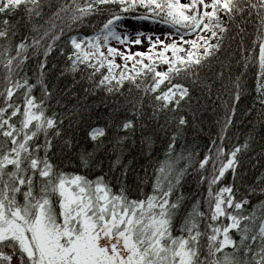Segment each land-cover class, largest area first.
<instances>
[{"label":"snow or ice","instance_id":"obj_1","mask_svg":"<svg viewBox=\"0 0 264 264\" xmlns=\"http://www.w3.org/2000/svg\"><path fill=\"white\" fill-rule=\"evenodd\" d=\"M49 7L59 26L50 17L42 35L43 26L32 24L39 38L32 36L29 43V37L22 36L16 42L15 17L24 13L31 23L41 16L42 0H0V264H12L14 258L17 264H264V178L240 196L232 185H220L228 170L235 183L237 154L249 147L247 140L227 151L223 146L241 98L243 74L233 76L232 62L221 61L220 54L230 47L226 42L235 39L233 25L243 33L237 21L254 15L255 39L243 47L241 38L237 50L243 53L241 67L247 70L251 65L259 114L264 117V0H64ZM101 14L104 19L93 26L91 35L66 37L68 70L86 74L94 88L109 93L127 81L129 93L136 90L129 100L134 111L148 102L141 92L152 93L153 116L163 112L165 123L171 115L177 124L168 159L156 169L153 193L144 199H129L122 189L113 192L103 175L95 180L69 175L51 159L63 120L52 109L55 94L44 79L46 58L66 29L91 24L88 18ZM128 19L169 25L174 32L166 33V39H178L165 42L149 35L147 51L113 47V40L125 48L142 43V32L131 38L124 25ZM41 48L45 59L37 60L39 74L30 82L25 70L29 49L36 56ZM59 51L65 54V48ZM169 51L171 56L166 55ZM117 56L122 64L116 63ZM129 61H134L131 68ZM214 62H219V70L211 67ZM205 66L211 76L202 78ZM217 84L225 116L211 141L215 155L209 148L193 163L195 153L173 154L181 128L196 119L195 110L191 121L184 114L185 108L191 109L194 90L211 94ZM37 88L38 96L33 91ZM122 127L132 128L133 121L126 119ZM103 134L100 128L90 133L93 140ZM210 161L209 172L205 166ZM189 167L200 170L198 182L206 181L208 188L206 197L198 194L185 203L178 189ZM214 185L219 186L214 190ZM252 197L259 203L251 204ZM174 226L178 234L173 233ZM233 230L239 240L233 238Z\"/></svg>","mask_w":264,"mask_h":264},{"label":"trees","instance_id":"obj_2","mask_svg":"<svg viewBox=\"0 0 264 264\" xmlns=\"http://www.w3.org/2000/svg\"><path fill=\"white\" fill-rule=\"evenodd\" d=\"M63 2L64 0H42L41 16L34 17L31 23L25 18L24 13L17 15L15 17L16 42H19L22 36H28L29 43L32 36L39 38V35H42L43 31L50 26L49 20L54 9L49 5L58 6ZM181 2L187 3L188 0H181ZM104 15L89 17L91 24L82 25L73 31L66 29L64 36L56 42L46 58L44 79L55 94V100L51 102L52 109L55 110L58 118L63 120L62 135L55 141L58 148L51 159L60 171L69 175L80 174L89 180H95L98 176L103 175L113 192L122 189L129 199H144L148 194L153 193L156 169L168 159V144L177 131V124L171 115H169L168 122L165 123L163 112L156 117L153 116V103L149 99L153 95L152 93L144 96L141 92L142 100L148 102L143 104L140 111H134L129 100L136 96V90L129 93L127 81L122 89L109 93L102 87L94 88L86 74L81 75L79 72L73 73L68 70L69 62L66 53L70 45L64 43L66 37L77 33L91 35L93 26L98 27L100 21L104 19ZM51 19L55 20L54 17ZM144 22L149 21L128 19L124 21V25L128 31L135 32L136 26ZM55 23L58 26L60 24L58 20H55ZM237 23L245 31L238 33L236 25H233L235 39L226 42V44L230 43V47H226L220 54L221 61L227 58L232 62L233 76L243 74L241 76V98L236 103V112L225 134L223 146L227 151L234 145L244 144L247 140L249 147L242 149L237 154L239 164L236 168L235 183H233L231 170H228L220 185H232L237 196H240L251 186L259 183L258 178H264V117L259 114L261 105L257 99L256 78L251 65L247 70L241 67L244 63L243 53L237 50V44L241 38H243V47H248L255 39L258 21L253 15L246 17L244 21L238 20ZM32 24L43 26L39 29V35L32 31ZM164 26L167 32L174 31L171 26ZM117 31H122V29L118 28ZM129 34L132 38L133 35ZM190 38H195V36L185 37V39ZM111 44L113 47L125 51V47L116 41H111ZM61 47L65 48V54L60 53ZM126 49L131 51L128 47ZM136 51L140 50L135 49L134 52ZM42 52L43 48L36 56H33L32 50L29 49V59L26 61L25 70L30 82H34L35 76L39 74L37 60L45 59ZM115 59L117 64H122L119 56ZM133 63L134 61L128 62L129 68ZM159 67L166 66L159 65ZM211 67L219 70V62H214ZM101 71L106 72V68ZM116 71L118 73L120 69H116ZM2 76L3 72L0 70V79ZM98 76L99 73H97ZM201 76L202 78L211 76L209 66H205ZM178 79L183 80L186 85L189 83L184 77ZM172 82H177V79L174 78ZM165 84H161V89L165 88ZM2 87V83H0V90ZM216 87L218 84L213 87L211 94L202 93L198 88L194 90L191 109L185 108L184 114L191 121V111L195 110L196 119L194 124L181 128V134L176 137L173 154L182 151L185 155L189 152L195 153L193 163L203 158L209 148H212V155H215V148L211 141L216 140L220 133L225 116V108L217 98ZM33 91L37 96L40 94L38 88ZM126 119L133 121L132 128L124 129L122 127ZM96 128L103 129L104 134L93 140L90 133ZM66 141L68 143H65ZM217 143L219 144L220 141L217 140ZM180 163L182 166L184 161ZM205 167L210 172L211 161ZM199 171V169L194 170V167H189L181 181L182 187L178 189V193H184L185 203H189L198 194L207 196L208 185L206 181L198 182ZM218 186L214 185V190ZM258 203L257 197L251 198V204ZM173 233L178 234L175 226ZM232 234L234 239L239 240V235L234 234V230ZM225 251H231V249L226 248Z\"/></svg>","mask_w":264,"mask_h":264},{"label":"rangeland","instance_id":"obj_3","mask_svg":"<svg viewBox=\"0 0 264 264\" xmlns=\"http://www.w3.org/2000/svg\"><path fill=\"white\" fill-rule=\"evenodd\" d=\"M165 26L164 25H157V24H153V23H149V22H144V23H141L139 25L136 26V28L134 30H136L135 32H130L133 37L132 38H135V34L137 32H142L144 33L143 36H141V41L142 43L141 44H132V45H129L128 48L131 50V52H134L135 49H138L140 51H147L148 50V36L151 35L152 36V39L155 40L157 36H159L160 39L162 40H165V42H169L170 39H178V37L176 36H172L170 37L169 39H166L165 37V34L168 33L166 30H165ZM169 32H174L173 30L169 31ZM164 37V38H163ZM158 48L160 46H157ZM185 47H188L187 45H185ZM125 51H129L127 50L126 48L124 49ZM166 55H169L171 56V52L169 51L168 53H166ZM163 65L161 64V67ZM4 251L8 252L9 249L5 248ZM18 262V258H14V260L12 261V264H17Z\"/></svg>","mask_w":264,"mask_h":264}]
</instances>
